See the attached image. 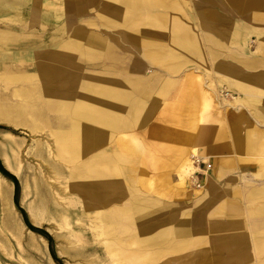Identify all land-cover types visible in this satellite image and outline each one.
Masks as SVG:
<instances>
[{
	"label": "crops",
	"instance_id": "obj_1",
	"mask_svg": "<svg viewBox=\"0 0 264 264\" xmlns=\"http://www.w3.org/2000/svg\"><path fill=\"white\" fill-rule=\"evenodd\" d=\"M0 1L3 8H12L10 12H20L21 0ZM214 5L233 10L237 24H227L228 19L212 9ZM95 6H98L99 12L86 24L94 25L100 33L90 31L79 23L78 27L69 33L72 23L64 24L56 28L53 39L43 47L42 43L34 46L29 44L35 39L30 33L31 20L20 26L19 33L12 29L0 30V52L5 48H11L13 53L18 50L13 54V59L35 60L36 65L33 67L37 70L36 74H24L25 78L15 81L4 79L2 73L0 81L4 85L22 82L27 85L21 87L22 89L33 87L35 97L41 99L36 104L40 112L47 115L51 108L55 107L61 117L60 130L66 131L71 127L73 106L90 96L100 82H106L110 87L125 85L123 91H110V95L113 94L112 131L96 150L108 145L106 150L99 152L107 153L110 164L111 161L118 164L120 175L123 174L121 170L132 172L131 164L139 163L138 180L137 183L131 182V200L125 208L134 206L139 209V216L129 220L130 226L134 224L137 230L155 228V232L147 239L167 245V248H161L162 253L157 251L161 256L157 264H169L170 257L197 248L203 249L204 246L205 249L215 250L219 254L194 253L181 256L176 260L177 264H188L186 261L191 257H196L197 262H200L198 258L203 257L215 264L213 258L217 257L232 256L244 260L250 256H260V251L264 249L257 247L259 242H264V13H261L264 10V0H36L31 4L30 10L36 14L39 26L46 28L50 20L58 25L65 17H81ZM201 9L206 10L200 15L198 13L201 25H193L196 20H193V23L184 22L179 15L183 10L199 12ZM2 19H8L10 22L20 21L16 15L8 12L0 16V20ZM192 19L197 18L193 15ZM210 20H215L219 26L217 37H211L207 32L201 33L202 31L194 28L197 26L201 30L202 26L208 29ZM101 33L105 34V37L102 38ZM247 33L254 35L260 56H253L252 52L245 56L230 57H222L220 54L221 57L217 60L216 57L208 60L211 54L208 56L204 53V44H220L217 50L222 53V41L225 40L246 51ZM118 36L139 50L144 47L145 57L149 62L163 64L171 72L178 68L179 62L191 64L199 60L197 63L205 67L213 65L207 71H212L215 79L211 86H208L207 81H204L203 87L194 84L196 91L190 93L189 97L185 96L187 100L183 98L185 92L181 93L177 101L161 110L162 121L155 123L149 128L150 131L144 130L141 125L158 109L159 99L171 92L162 96L160 87L154 96H150V102L146 103L139 98V94L140 97L144 96L143 92L138 91L140 82L129 81L127 78L128 58L124 59V63H120L112 49L114 46L111 47L112 45L105 42L114 41ZM97 52L106 55L112 63L88 65L78 59L81 56L89 60L98 55ZM141 52L143 50H140ZM85 65L99 68L100 71H83L82 67ZM43 68H50L60 76L53 94L46 91L49 89V83L41 79ZM167 82L172 83L173 89L175 84L170 80L164 83ZM62 103L64 107L58 108V104ZM170 116L173 118L171 126L163 123V120L166 122ZM64 120L68 123L67 127L63 126ZM44 122L42 128L49 129L51 125L49 126L45 119ZM137 126H141L140 136L145 137L147 141V154L132 156L143 161L142 163H128L122 161L123 155L131 156L126 142L115 140V149L111 144L118 131ZM29 129L32 130L30 127ZM150 143L155 144L150 146ZM191 151L194 156L207 161L211 170L201 178L203 189L195 201L178 202L177 200L183 199L187 193H182L177 187L184 182L177 183L172 176L176 172L180 180L178 164L188 158ZM154 159L159 162L158 168L148 163ZM146 168H154L156 177L161 178L157 187L169 184L175 200L161 202L151 196H142L137 191L136 184H147L145 180L142 184L139 182V178L144 179ZM108 171L111 175L114 168L110 165ZM184 186L185 190L189 191L188 186ZM154 214L158 217L152 219ZM141 237L146 238L140 236V240ZM232 239L236 241H231ZM140 251L147 253L142 244ZM140 263L154 264L150 260Z\"/></svg>",
	"mask_w": 264,
	"mask_h": 264
},
{
	"label": "rangeland",
	"instance_id": "obj_2",
	"mask_svg": "<svg viewBox=\"0 0 264 264\" xmlns=\"http://www.w3.org/2000/svg\"><path fill=\"white\" fill-rule=\"evenodd\" d=\"M35 1L36 0H21L20 12H16V14L9 11L12 10V8H3L2 2L0 1V16L8 12L9 14L16 15L17 19H20L19 22H10L8 19L0 20V30L12 29L14 32L19 33L20 26L31 20L30 33L35 37V39L29 43L31 45L33 44L32 46L39 43L46 46L51 39H53L54 33L57 30L56 28L64 24L70 25L72 23L69 33L73 32L72 30L78 27V23L80 26L90 31L93 30L96 33H100L98 32L99 29L94 27V25L90 26L86 24L90 21L91 17L99 12L98 6H95V8L81 17H65L61 24L58 25L50 20L46 28H41L37 22L38 18L36 14L34 11L30 10L31 4H34ZM212 9L219 15L227 18V24L230 26L236 24L233 10L224 9L217 5H214ZM204 12H206V10L201 9L199 15ZM261 13H264V10H262ZM179 15H181L180 17L183 18L184 22L191 21V23H193L194 19H192V17L195 15L197 18L195 19L196 24H202L197 10H183ZM215 22V20H210L208 29H204L202 26H200L201 30L197 26H194V28L197 31H202L201 33H203V31L207 32L211 37H217L218 35L216 32L220 30ZM5 36H7L6 33ZM100 36L103 38L105 34L101 33ZM114 37H116V35H114ZM246 38L249 43L245 44V48L247 47L246 51H243L239 46L225 40H221L222 46L224 47L222 53L217 50L220 44L214 45L206 43L202 48L206 55L209 56L211 54L208 60L214 59V57H216L215 60H217L218 57L221 56H245L246 54L249 55L250 52L253 53V56H260L254 35L248 34ZM105 42L110 46L112 45L111 47L114 46L112 49L116 52V57L120 63H124V59L128 58L129 67L127 69L129 70V76L127 78L129 81L140 82L141 87L138 91L143 92L142 95L144 96L147 95L146 97H140L141 94H139V98L143 99L144 102H150L152 100L149 99L150 96H154L167 80L175 84L168 96L159 99L158 109L154 110L150 118L141 125L144 127V130L150 131L155 123L162 121V118H160L161 110H165L167 106L177 101L181 93L185 92L188 95L190 93L192 94L196 91L193 87L194 84L195 86L198 85L199 87H203L204 81H207L208 86H211L213 83L212 81L215 79L213 72L207 71V69L211 68L213 65H206L205 67L203 64L197 63L200 62L199 60H195L193 61L194 63L191 64L179 62L178 68L171 72L168 71L163 64L149 62L147 57H145L144 47H140V50H143V52L140 53V50L135 47V45L129 44L127 41L124 42L119 36L114 41ZM14 51L17 53L18 50ZM97 53L98 55H94L89 60L81 56H79L78 59L88 63V65L93 63H112V60L106 55L99 52ZM13 58V50L11 48H5L3 52H0V76L4 71L3 68H5V72L8 71L10 74L29 75L37 73L36 68L33 67L36 65L35 60L28 59L18 61ZM203 61L204 60H202V63ZM82 70L100 71L99 68H91L86 65L82 67ZM25 86L27 85L22 82L4 85V83L0 81V104L4 106L7 104H15L16 107H26L27 104L24 100L13 97L14 90ZM40 113V116L44 117L46 123L48 122V125H51L49 129L45 130L42 128L45 124L42 118L40 122L36 121L40 129L34 131L30 130L24 123L15 125L7 120H0V166L6 172V174L0 172V179L2 180V182H0V264H122L121 262L125 264H142L136 260L133 261L136 253L141 249L140 241H133V239H130L132 236L136 237L133 233L137 232V226L131 224V226L126 229L125 225H128L127 223L130 221L124 220L120 214L125 209V205L131 200L130 190L132 184L124 181V173L120 175L118 164L116 165L111 161V164L106 165L108 161L107 153H101L99 151L106 150L108 145L96 150V152L85 154L76 161L62 160L57 155L60 144L53 136L54 133L65 131L60 130L59 127V120L61 117H59L55 107L51 108V112L47 115L44 114V112ZM186 115L187 114H185V116ZM26 120L28 121L29 118H26ZM167 120L166 122L163 120V123L171 126L173 118L170 116ZM63 123V126L67 127V121L64 120ZM141 126L118 131L111 147L115 149V140L121 139L126 142L129 148V155L134 157L146 156L148 147L146 146L147 141H145V137H142V139L140 136V131L142 130ZM152 144L155 143H150V146ZM12 150L14 152H12ZM14 153L16 156H14ZM192 158H194V155ZM123 163L122 164L125 165V162ZM110 165L114 168V173H111V175H109L108 171ZM127 165L130 166V164ZM131 168L133 171L130 177L132 178V182L134 181L137 183L140 165L139 163H133L131 164ZM73 169H75V171H73ZM53 171L59 174L61 177L60 180L55 181L52 178ZM73 173L78 177L74 176ZM155 174L156 170L154 168H146L143 178L147 184L142 186L136 184L137 191L142 196H151L161 202H172L175 200L173 189L171 190L169 184H161L157 187L158 181L161 178H157ZM189 175L190 174H188V176ZM188 176L184 178L186 182L183 179V185L178 184L177 186L182 193H187L183 199L177 200L178 202L195 201L196 197L202 192V182L201 188L195 189L188 185ZM172 177L178 183L176 172ZM13 178L18 184L16 198L14 196L15 184ZM110 181H112L116 189V196H124L120 199L117 198L116 201H113L114 203L112 202L105 206H100V203L97 201L95 202L87 197H83L76 191L69 192L66 187L70 185L76 188L78 182L100 186ZM185 184L188 186L189 191L185 190ZM6 187H8L10 191V207L15 213V218L11 216L10 211L6 208L1 198L2 192H4ZM163 188L165 190H163ZM178 193L179 191H177V194ZM188 193H190L189 196ZM44 205L46 208L44 213L45 218L43 220L36 219V208H41ZM181 205H184V203H181ZM84 206L90 207L89 212H84ZM63 209L68 212L67 215L70 220V226L68 228L64 227L66 229L62 230L58 226L60 224L58 214L61 213ZM110 212L112 214L114 213V217L113 221L108 224L105 219ZM157 217L158 215L154 214L151 218L154 219ZM96 220H99L97 222L101 221L100 223L102 225L100 226V223L98 224L95 222ZM7 221L9 222L8 224H10L9 228L5 226ZM100 232L101 234H99ZM97 233L99 234L98 236L96 235ZM46 235L49 236L50 242L47 237H45ZM100 235H102L101 238ZM78 237L80 240L77 239ZM95 237L98 239H95ZM32 238L34 240H32ZM67 240H71L73 243L69 245ZM32 241L34 246L31 244ZM104 246H107V249ZM205 248L206 246H204L203 249L197 248L185 251L170 257L168 262L169 264H177L176 260L180 259L181 256L193 255L194 253H218L215 250H207ZM220 253L225 254V252ZM260 253L261 255L258 257L250 256L244 260L232 256L213 259L215 264H264V249L261 250Z\"/></svg>",
	"mask_w": 264,
	"mask_h": 264
},
{
	"label": "bare ground",
	"instance_id": "obj_3",
	"mask_svg": "<svg viewBox=\"0 0 264 264\" xmlns=\"http://www.w3.org/2000/svg\"><path fill=\"white\" fill-rule=\"evenodd\" d=\"M84 8H85V6H84ZM249 33H251V31ZM19 56H20V54H19ZM76 59H77V57H76ZM3 69H4L3 77L6 80L15 81V80H18L20 78L23 79L26 76L24 74H16V73L15 74H10V73H8V71L5 72V68H3ZM75 71H76V69H75ZM40 76H41V79L42 80L47 81L49 83V85H50L49 86V89H46V91L48 90V93L49 94H53V89H54V87L57 84L56 81H60L59 74H57L56 71H54V70H52L50 68H43L41 70V75ZM90 81H91V79H90ZM172 86L173 85H172L171 82L164 83L161 86V88L159 89L160 94L162 96H164L169 91L171 92ZM124 88H125V85H123V84L116 85L115 87L111 85V87H110L109 85L106 84V82H104V83L100 82L97 86H95V90L90 93V96L88 95L87 97L84 98L85 100L78 101V103H76L77 105L73 106V108L71 109L72 112H71V127L69 126L70 129L68 131L65 130L66 132L64 131V132H60V133H54V135H53L58 140V142L60 144V146L58 148L57 155L62 160H70V161L71 160H73V161L75 160L76 161L77 159H80L81 157H83L85 154L91 153L94 150L98 149V147L102 146L103 141L106 139L107 136H109L108 134L112 131L113 120H112V116H111V111H112V104H113V102H112L113 101V99H112L113 98L112 97L113 94L110 95V91H111V89H113V90L114 89H117L118 91H123ZM185 96L186 97H189V95H187L185 93L183 95V98L184 99H185ZM13 97L21 98L22 100H24V102H26L27 106L26 107H21V106L20 107H16L15 104H11V103H10L11 105H8L7 104L8 106L7 105L4 106V105H1L0 104V120H7L9 122H12L15 125H17V124L20 125V124H23L24 123L25 126L30 127L33 131L34 130H39L40 127L37 126L36 121L37 122H40L41 121V118H42V120L44 118L40 116V111L41 110L36 105V104H38L40 102L41 99L40 98H37L38 96L35 97V92H34L33 87L28 86V88H23V89L20 88V89L14 90L13 91ZM185 100H187V99H185ZM61 106L64 107L63 106V103L60 104V105L58 104L57 107L58 108L60 107V109H61ZM26 118H29V120L27 121ZM12 152H14V151L12 150ZM193 155L194 154L192 152L188 158H186L180 164H178L179 165L178 166V168H179L178 169V173L180 175L179 176L180 180L178 179L179 182L180 181L183 182V179L185 177H187L188 174H191V172L194 170V168H193V162H192V159H193L192 156ZM14 156H16L15 153H14ZM194 157H196V156H194ZM122 159H123L122 161H125V162H128V163H132V162H136V161H140L141 163L143 162V161H141V160H139L137 158H133L132 156H126V155H123L122 156ZM78 163H79V161H78ZM148 163L152 167L158 168L157 166L159 165V162L156 161L155 159L152 160V161H150V162H148ZM109 164H110V162L107 161V164L106 165H109ZM69 170H70V168H69ZM73 171H75V169H73ZM121 171L124 173V176H125L124 181L126 183H128V182L131 183L132 182V179H130L131 172L129 170H121ZM74 176H77V175L74 174ZM52 178L55 181H57V180H60L61 177L59 176V174H57L55 171H53ZM143 181H144V179L139 178L140 184H142ZM184 181L186 182L185 179H184ZM0 182H2L1 179H0ZM0 185H1V183H0ZM66 187L69 190V192L76 191V192L80 193V195L83 196V197H87V198H89V199H91V200H93L95 202L97 201L98 203H100V206H105V205L111 204L113 201H116L117 198L120 199V198H122L124 196V195H122V196H120V195L119 196H116V189L114 188V186L112 184V181H110L108 183H103V185H100V186H93V185H89V184H84V183L78 182L77 185H76V188L75 187H72L70 185L69 186L67 185ZM126 193H125V195H126ZM1 198H2V201H3L4 205L6 206V208H8V210L10 211L11 216H13L15 218V216H14L15 213L11 210V207H10L11 206L10 205V191H9V188L8 187H6V189L4 190V192H2ZM91 206H92V204H91ZM83 209H84V212L87 213V212H89L90 207L89 206H84ZM35 211L37 212V216L35 217L36 219L43 220L45 218V214H44L45 211H46L45 205L43 207H41V208H36ZM67 213H68L67 210H64L63 209L62 212L58 214V217H59L58 220L60 221V224L58 226L62 230L63 229H66V228H68L70 226V220L68 218ZM120 214H121V216L123 217L124 220H127V221H129L131 219L134 220L136 217L139 216V209H138V207L129 206L128 208H125L122 211V213H120ZM113 217H114V213L112 214L110 212L109 215L105 219L108 224H110L113 221ZM52 219H54V218H52ZM138 220H139V218H138ZM97 221H99V220H96L95 222H97ZM4 222H6V221H4ZM100 222H97V223L99 224ZM8 223H9L8 221H7V223H5V226H7V228H9V226H10V224H8ZM39 223H41V222H39ZM127 224L128 225H125V228L126 229L128 227H130V222L127 223ZM101 225L102 224L100 223V226ZM64 227H66V228H64ZM92 229L95 230L94 228H92ZM99 229H101V228H99ZM97 230H98V228H97ZM138 230H137V233H133V234L136 235V237L135 236H132V238H130V239H133V241H135V240L141 241L142 243L141 242L140 243L144 247H146L147 253H145L143 251L137 252L136 255H135V257L133 258V261L136 260L138 262H142V261H145V260H150L152 263L157 264L158 263V259L161 257L159 253L160 252L162 253L161 248H167V245L165 243L156 242L154 239H150V240L147 239L149 235H151L152 233L155 232L154 231L155 228H153V227H151V228L150 227H146L143 230H140L138 228ZM174 231L175 230H173V232ZM178 231L182 233L181 230H178ZM99 234H101V232ZM99 234L97 233L96 235L98 236ZM102 235H104V234H102ZM102 235H100V238H101ZM179 235L181 236L183 234H179ZM140 236H144V237L146 236V238L145 239H142V237H141V240H140V238H139ZM77 239L80 240L79 237ZM95 239H98V238L95 237ZM32 240H34V239L32 238ZM79 240H76V241H79ZM67 241H68L67 243L69 245H71L73 243V241H71V240H67ZM231 241H236V240L235 239H232ZM231 241H228V242L230 243ZM31 244H32V246H34L33 241L31 242ZM104 247L106 248L107 246H104ZM257 247L259 249L264 248V242H259V244H257ZM67 248H68V246H67ZM168 252H170V249H169ZM168 252L166 254H168ZM114 255H115V253H114ZM198 260H200V262L199 261L198 262L196 261V257H191V258H189V261H186V262L188 264H211L210 262H208V260H206L203 257L201 259L198 258ZM121 263L122 264H125L123 262H121ZM182 263H184V262H182Z\"/></svg>",
	"mask_w": 264,
	"mask_h": 264
},
{
	"label": "built area",
	"instance_id": "obj_4",
	"mask_svg": "<svg viewBox=\"0 0 264 264\" xmlns=\"http://www.w3.org/2000/svg\"><path fill=\"white\" fill-rule=\"evenodd\" d=\"M194 158L192 159L194 170L188 176V185L196 189L201 188V178L211 169V165L201 158Z\"/></svg>",
	"mask_w": 264,
	"mask_h": 264
},
{
	"label": "trees",
	"instance_id": "obj_5",
	"mask_svg": "<svg viewBox=\"0 0 264 264\" xmlns=\"http://www.w3.org/2000/svg\"><path fill=\"white\" fill-rule=\"evenodd\" d=\"M0 172L1 173H3V174H6V172H5V170H3L2 168H1V166H0ZM13 180H14V184H15V190H14V192H15V198H16V195H17V189H18V184H17V181L13 178ZM37 231V230H36ZM41 233H43V232H41ZM45 237H47V239L49 240V242H50V238H49V236H45Z\"/></svg>",
	"mask_w": 264,
	"mask_h": 264
}]
</instances>
